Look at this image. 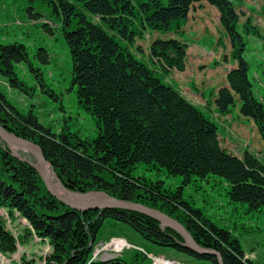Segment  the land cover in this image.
<instances>
[{
  "label": "trees",
  "instance_id": "trees-1",
  "mask_svg": "<svg viewBox=\"0 0 264 264\" xmlns=\"http://www.w3.org/2000/svg\"><path fill=\"white\" fill-rule=\"evenodd\" d=\"M56 1L54 10L61 19L73 62L72 83L77 85L79 103L95 119L97 136L82 140L67 130L56 134L38 128L37 118L30 114L21 117L19 130L39 141L45 157L68 187L85 192L105 189L116 197L158 208L182 222L202 245L219 252L224 264H254L244 259L241 242L230 230L210 221L201 209L183 199L180 191L166 188L161 181L141 180L132 172L143 163L172 176H182L184 183L193 177L218 176L227 181L231 200L258 210L264 209V162L249 151L238 157L225 150L216 123L179 90L164 83L150 65L115 37L119 35L133 45L145 28L162 32L179 29L195 3L208 1L215 5L221 14V24L239 54L238 67L227 75L230 88L219 90L216 105L225 113L235 103L236 94L241 113L253 118L264 135V107L254 93L247 62L240 56L245 46L237 30L239 17L233 3L230 0ZM139 49L142 50L141 46ZM187 50V44L179 38L158 39L151 45L150 58L164 74L184 71ZM38 55L49 63L46 48H40ZM21 62L29 63L39 76L40 70L30 61L25 44L0 45V72L15 87L20 81L15 64ZM0 95L4 101V95L1 92ZM1 99L0 119L11 121L13 116L6 117L10 112ZM27 123L33 124L31 128ZM0 207H7L10 213L17 211L28 220L30 227L25 226L19 238L35 234L49 240L51 252L46 264L87 262L92 254L90 241L96 242L97 232L107 220H115V228L120 229L118 235L136 240L134 244L140 245L143 240L162 248L170 247L199 264H219L215 255H200L177 243L170 233L179 240L182 237L170 229L163 231L156 219L142 213L117 208L84 212L69 208L49 193L33 167L1 148ZM119 223L133 233L127 234L117 226ZM19 238L8 231L6 221L0 217L1 250L16 252ZM140 257V253L132 256L134 261ZM98 264L123 262L118 258Z\"/></svg>",
  "mask_w": 264,
  "mask_h": 264
},
{
  "label": "rangeland",
  "instance_id": "rangeland-1",
  "mask_svg": "<svg viewBox=\"0 0 264 264\" xmlns=\"http://www.w3.org/2000/svg\"><path fill=\"white\" fill-rule=\"evenodd\" d=\"M55 1L0 0V45L16 42L25 44L30 61L40 70L37 76L29 63L15 64L16 75L20 79L16 87L11 86L8 76L0 72V92L5 100L1 99V95L0 99L4 108L10 112L6 117L13 116L11 121L0 119V125L15 138L27 140L40 147L39 141L24 136L23 131L19 130L18 124L22 127L23 123L19 120L23 115L33 114L37 118L38 128L41 126L54 133L66 129L67 132L78 134L83 140L97 136L95 119L79 103L77 85L72 84V57L61 19L54 10ZM231 1L239 17L237 30L245 46L240 56L247 62L254 92L264 107V0ZM59 9L61 12L60 6ZM94 20L99 21L97 17ZM144 30L134 45H130L119 35L115 37L122 45L129 46L137 58L150 65L163 82L179 88L189 101L217 124L225 150L238 156H243L249 151L264 162L263 131L255 120L241 113L239 97L236 95L235 103L225 113L220 112L215 104L219 87L227 83L228 70L239 64L238 49L221 24L219 10L207 3L197 4L179 31L175 28L165 32L150 28ZM171 37H179L187 44V65L184 72L175 70L164 74L149 57L151 43L158 38ZM140 45L142 52L138 48ZM42 47L49 52V63L43 62L38 55ZM27 125L31 128L33 124ZM34 129L36 130L35 127ZM0 148L36 161L32 152L19 148L1 136ZM49 162L52 163L50 160ZM53 172L56 176L50 174L52 181H60L71 191L85 193L68 187L58 177V172ZM132 175L148 182L161 181L166 188L180 191L182 198L201 209L205 217L230 230L240 240L244 259L250 257L255 264H263L264 209L250 210L247 204L231 200L229 185L225 179L210 175L206 178L193 177L184 183L182 176H172L167 171L143 163L137 165ZM92 190H87L86 193ZM95 190L107 192L105 189ZM0 217L18 238L24 234V227L29 226L17 211L10 213L7 207H0ZM116 224L115 220H107L103 229L97 232L96 242L91 246L92 254L84 264L96 257L108 260L110 255L117 254V251L112 250L115 248V240H123L127 244L122 246L124 250L119 252L125 253L126 259H129L134 249H144V255H141L136 264H151L149 259L143 257L150 256L151 252L154 253L151 255L152 259L157 262L161 260L170 264L172 257L180 264H199L198 261L180 255L170 247L162 248L143 240L139 241L141 246L133 245L131 243L136 240L119 236L117 232L120 229L115 228ZM117 226L129 235L133 233L128 226L120 223ZM17 248L15 253L3 252L0 248V264H46L47 255L51 252L49 240L35 234L27 239L19 238Z\"/></svg>",
  "mask_w": 264,
  "mask_h": 264
},
{
  "label": "water",
  "instance_id": "water-1",
  "mask_svg": "<svg viewBox=\"0 0 264 264\" xmlns=\"http://www.w3.org/2000/svg\"><path fill=\"white\" fill-rule=\"evenodd\" d=\"M0 136L3 137L6 141H10L12 144L18 146L21 149H27L36 157V161H31L24 159L27 161L31 166H33L39 174L42 176L49 192L58 200L65 203L69 207L79 211H86L89 209H99L105 210L108 208H117V209H125V210H132L138 211L143 214H146L158 221H160L163 226H168L174 230H176L183 238H184V245L190 248L192 251L199 253V254H214L218 258V263L223 264L222 258L219 252L205 248L200 245L191 235V233L184 227L178 220L172 218L170 215L155 209L150 208L144 204L136 203L129 200H123L116 198L104 191H90L88 193H78L75 191L68 190L62 185V188L68 192V194L58 191L52 185V179L50 174L55 175L54 168H51L49 171L50 162L45 158L43 154V150L40 146L36 144H32L27 140H22L15 138L14 135H11L6 129H4L0 125ZM13 140V141H12ZM62 184V183H61ZM77 195L81 198H85V201L76 200L74 198H70L69 195ZM87 200V201H86Z\"/></svg>",
  "mask_w": 264,
  "mask_h": 264
},
{
  "label": "bare ground",
  "instance_id": "bare-ground-1",
  "mask_svg": "<svg viewBox=\"0 0 264 264\" xmlns=\"http://www.w3.org/2000/svg\"><path fill=\"white\" fill-rule=\"evenodd\" d=\"M13 141V140H12ZM222 142V141H221ZM223 146V145H222ZM231 153V152H230ZM52 185H53V187H55L58 191H60V192H63V193H66V194H68V192H66L63 188H62V185L63 184H61V182L60 181H57V180H53V182H52ZM66 188V187H65ZM67 189V188H66ZM69 190V189H68ZM76 192V191H75ZM79 193V192H78ZM52 195V194H51ZM53 196V195H52ZM70 196V198H74V199H76V200H82V201H85V198H81L80 196H77V195H69ZM117 198H119V197H117ZM119 199H122V198H119ZM182 223V222H181ZM183 224V223H182ZM113 244L115 245V246H117V247H122V246H124V245H126V243H125V241H123V240H115L114 242H113ZM112 244V245H113ZM247 260H250V261H252L253 262V260L250 258V257H247ZM254 263V262H253ZM160 264H162V262L160 263ZM169 264V263H168ZM255 264V263H254Z\"/></svg>",
  "mask_w": 264,
  "mask_h": 264
}]
</instances>
